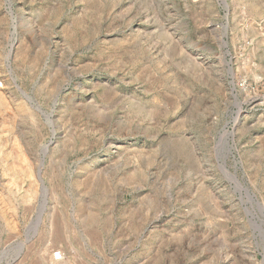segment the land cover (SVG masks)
I'll list each match as a JSON object with an SVG mask.
<instances>
[{
	"label": "rangeland",
	"instance_id": "obj_1",
	"mask_svg": "<svg viewBox=\"0 0 264 264\" xmlns=\"http://www.w3.org/2000/svg\"><path fill=\"white\" fill-rule=\"evenodd\" d=\"M51 256L264 264V0H0V264Z\"/></svg>",
	"mask_w": 264,
	"mask_h": 264
},
{
	"label": "bare ground",
	"instance_id": "obj_2",
	"mask_svg": "<svg viewBox=\"0 0 264 264\" xmlns=\"http://www.w3.org/2000/svg\"><path fill=\"white\" fill-rule=\"evenodd\" d=\"M63 263H65V259L62 260ZM50 264H59V262L55 261L53 257L50 258Z\"/></svg>",
	"mask_w": 264,
	"mask_h": 264
},
{
	"label": "water",
	"instance_id": "obj_3",
	"mask_svg": "<svg viewBox=\"0 0 264 264\" xmlns=\"http://www.w3.org/2000/svg\"><path fill=\"white\" fill-rule=\"evenodd\" d=\"M225 137H226V131L222 134L221 139H222L225 143H227V141L225 140ZM222 167H224L223 164H222Z\"/></svg>",
	"mask_w": 264,
	"mask_h": 264
},
{
	"label": "built area",
	"instance_id": "obj_4",
	"mask_svg": "<svg viewBox=\"0 0 264 264\" xmlns=\"http://www.w3.org/2000/svg\"><path fill=\"white\" fill-rule=\"evenodd\" d=\"M54 256H55V258L56 259H59L61 256H60V252L59 251H56L55 253H54Z\"/></svg>",
	"mask_w": 264,
	"mask_h": 264
}]
</instances>
